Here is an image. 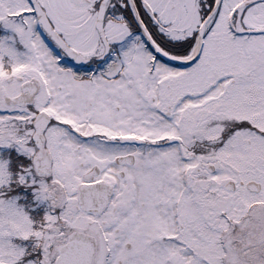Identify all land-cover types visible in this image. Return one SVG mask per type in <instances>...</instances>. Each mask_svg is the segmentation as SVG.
I'll use <instances>...</instances> for the list:
<instances>
[{
	"label": "snow or ice",
	"instance_id": "snow-or-ice-1",
	"mask_svg": "<svg viewBox=\"0 0 264 264\" xmlns=\"http://www.w3.org/2000/svg\"><path fill=\"white\" fill-rule=\"evenodd\" d=\"M0 264H264V0H0Z\"/></svg>",
	"mask_w": 264,
	"mask_h": 264
}]
</instances>
